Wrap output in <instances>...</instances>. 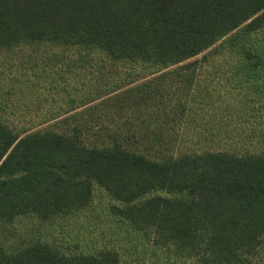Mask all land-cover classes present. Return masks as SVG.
I'll list each match as a JSON object with an SVG mask.
<instances>
[{
    "label": "trees",
    "instance_id": "trees-1",
    "mask_svg": "<svg viewBox=\"0 0 264 264\" xmlns=\"http://www.w3.org/2000/svg\"><path fill=\"white\" fill-rule=\"evenodd\" d=\"M263 26L264 0H0V50L48 45L75 50L80 59L99 53L110 63L156 71L111 99L139 92L143 107L153 104L154 112L130 130L92 133L91 143L97 144H85L90 133L82 125L57 132L0 123V221L74 215L88 206L96 185L122 204L110 207L114 216L150 232L154 245L172 247L177 257L199 264H251L264 242V145L178 150L164 147L163 124L184 127L200 62L191 59L223 39L232 45L239 34L228 35L235 30L249 35ZM242 57L247 78L264 81L262 57L249 49ZM172 76L183 97L168 106L171 111L158 110L154 95L165 96L162 81ZM118 89L85 98L80 106L104 105ZM173 137L172 143H179L182 133L173 131ZM129 143L160 148L150 155ZM156 191L172 196H147ZM0 264L121 263L111 250L66 255L35 241L0 244Z\"/></svg>",
    "mask_w": 264,
    "mask_h": 264
},
{
    "label": "rangeland",
    "instance_id": "rangeland-1",
    "mask_svg": "<svg viewBox=\"0 0 264 264\" xmlns=\"http://www.w3.org/2000/svg\"><path fill=\"white\" fill-rule=\"evenodd\" d=\"M239 32L235 30L228 35L230 38L239 34L232 45L223 39L191 59L200 62L189 93L191 101L186 125L179 127L171 121L163 124L164 141L167 142L163 143L164 147L174 146L178 150L182 146L191 150L209 146L220 150L235 147L244 151L259 150L264 145V81L247 78L242 57L243 50L249 49L264 61V26L249 35ZM80 58L75 50L64 51L48 45L0 50V123L14 130L57 132L82 125L90 133L86 137L89 143L85 144L94 145L97 143H91L94 141L92 133L130 130L154 112L153 104L143 107L139 92L124 100H111L154 77V69L141 64L110 63L99 53ZM162 83L166 88L162 91L165 96L155 94L154 99L158 110L171 111L168 106L183 97L182 88H177L180 81L172 76ZM116 89L117 92L105 97L107 103L104 105L95 107L98 102H92L80 106L85 98L105 96ZM132 98L137 102L131 103ZM172 114L170 112V117ZM71 115H75L74 119L62 122ZM176 130L182 133V139L172 143ZM129 144L150 155L160 148L158 143L151 149V143ZM154 195L172 196L163 191L147 196ZM112 205L122 206L102 188L93 185L88 206L74 215L47 222H40L34 216L18 217L12 223L0 221V244L24 246L40 241L66 255H95L111 250L121 264H199L192 258L177 257L170 246L154 245L150 232L133 229L114 216L110 211ZM251 261V264H264V242Z\"/></svg>",
    "mask_w": 264,
    "mask_h": 264
}]
</instances>
